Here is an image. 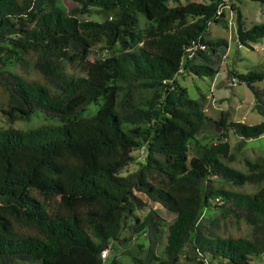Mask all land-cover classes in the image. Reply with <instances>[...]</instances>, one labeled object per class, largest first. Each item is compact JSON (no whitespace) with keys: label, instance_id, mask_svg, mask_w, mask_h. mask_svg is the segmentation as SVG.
Returning a JSON list of instances; mask_svg holds the SVG:
<instances>
[{"label":"trees","instance_id":"obj_1","mask_svg":"<svg viewBox=\"0 0 264 264\" xmlns=\"http://www.w3.org/2000/svg\"><path fill=\"white\" fill-rule=\"evenodd\" d=\"M170 1L178 0H0V264H119L101 252L117 255L142 234L133 264L264 258V156L234 163L246 139L264 135V119L209 117L176 80L218 72L226 41L205 33L223 0ZM92 13L102 19L79 17ZM235 23L239 44L264 40V22L245 28L235 9ZM231 76L264 117V88L254 86L264 70ZM36 112L46 123L12 127ZM228 130L241 138L233 147ZM208 132L215 137L189 157V143ZM139 148L143 161L122 175ZM148 202L174 217H139ZM228 224L248 233L228 234Z\"/></svg>","mask_w":264,"mask_h":264},{"label":"rangeland","instance_id":"obj_2","mask_svg":"<svg viewBox=\"0 0 264 264\" xmlns=\"http://www.w3.org/2000/svg\"><path fill=\"white\" fill-rule=\"evenodd\" d=\"M189 1L206 2V0H178L169 2L170 6L184 4ZM65 3L66 0H63ZM235 9H239L243 17V25L249 28L255 23L264 22V5L252 0H223L219 6L221 13L218 22H210L205 37L208 39L222 38L226 41V46L223 47V57L220 63L218 72L213 76L197 77L181 73L176 76L177 82L186 88L190 98L201 99L203 109L207 116L218 118L222 112L229 114L228 119L231 121H241L246 124H256L264 119V117L256 112L254 95L249 87L244 83H238L232 79L233 72H247L249 70H264V40H259L252 43V47L241 45L236 40V23ZM82 19L101 20V15L97 13L79 15ZM93 48L99 51L102 56L107 54L100 51L101 44L97 41H92ZM12 62V61H11ZM8 61V64L11 63ZM15 70H20L18 66H9ZM24 69V75L27 78H35L34 74ZM77 69L67 68V73H75ZM255 87L264 88V80L254 83ZM97 105L91 104L88 107L89 112H94ZM46 123L39 112H36L29 120H18L13 123L12 127L20 130H28ZM7 123L0 111V126H6ZM217 131H221L218 129ZM227 140L233 147L241 138L235 135L231 130L227 132ZM212 132L206 133L204 136L197 138V141L189 143V157L197 156L201 153V145L208 143L214 138ZM133 160L123 168L121 174L125 175L134 171L138 162L143 161L145 152L142 148L132 151ZM264 156V135L246 139L240 152L237 153V162H234L237 167H241V158L248 157L254 159L257 156ZM245 191H254L255 187H244ZM149 210L157 212L165 221H169L174 217V213L169 212L158 203L148 202V205L141 210H137L136 214L143 217ZM217 214V210H204V218L210 219ZM226 233L234 236H244L248 233V227L244 224L239 226L228 224ZM125 230L121 236H127ZM146 244V236L144 234L136 237L126 247H122L117 252V255L107 250L104 261L108 263L111 258L116 257L119 264H133L131 255L139 253V244ZM253 263L264 264V258L261 256L252 257ZM179 264H193L192 261L181 257Z\"/></svg>","mask_w":264,"mask_h":264},{"label":"built area","instance_id":"obj_3","mask_svg":"<svg viewBox=\"0 0 264 264\" xmlns=\"http://www.w3.org/2000/svg\"><path fill=\"white\" fill-rule=\"evenodd\" d=\"M107 250H108V249H104V250L101 252V257H102V259H104V258L106 257Z\"/></svg>","mask_w":264,"mask_h":264}]
</instances>
